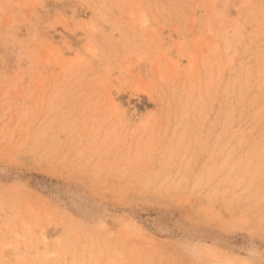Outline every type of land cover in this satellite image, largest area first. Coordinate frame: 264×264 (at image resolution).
Listing matches in <instances>:
<instances>
[{"label":"rangeland","instance_id":"rangeland-1","mask_svg":"<svg viewBox=\"0 0 264 264\" xmlns=\"http://www.w3.org/2000/svg\"><path fill=\"white\" fill-rule=\"evenodd\" d=\"M0 264H264V0H0Z\"/></svg>","mask_w":264,"mask_h":264},{"label":"bare ground","instance_id":"bare-ground-1","mask_svg":"<svg viewBox=\"0 0 264 264\" xmlns=\"http://www.w3.org/2000/svg\"><path fill=\"white\" fill-rule=\"evenodd\" d=\"M198 118V117H197Z\"/></svg>","mask_w":264,"mask_h":264}]
</instances>
